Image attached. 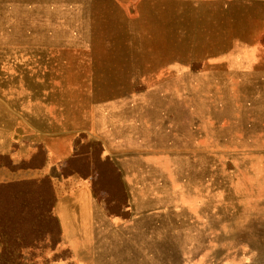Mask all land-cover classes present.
<instances>
[{
	"label": "rangeland",
	"instance_id": "obj_1",
	"mask_svg": "<svg viewBox=\"0 0 264 264\" xmlns=\"http://www.w3.org/2000/svg\"><path fill=\"white\" fill-rule=\"evenodd\" d=\"M192 7L0 0V138L66 124L84 184L62 224L42 156L0 155V264H264V53Z\"/></svg>",
	"mask_w": 264,
	"mask_h": 264
},
{
	"label": "crops",
	"instance_id": "obj_2",
	"mask_svg": "<svg viewBox=\"0 0 264 264\" xmlns=\"http://www.w3.org/2000/svg\"><path fill=\"white\" fill-rule=\"evenodd\" d=\"M192 12L199 13L202 18L228 19L225 30L228 34L224 39V59L230 60L239 57L238 61H232L240 69L249 67L253 61L264 53V44H260L261 36L257 30V23L264 22V0H191ZM197 4V9L195 7ZM206 31L209 33L211 23L206 21ZM234 46L239 53L231 52ZM2 65L0 63V71ZM1 75V74H0ZM35 117L36 120L24 121L14 131L16 139L0 138V155H8L16 163L24 158L42 156V166L28 170L32 176L48 178L58 193L56 213L64 224L63 212L68 208L76 209L78 198L84 192V184L77 174L65 175L67 164L77 156V146L72 133L61 125L49 121L43 117ZM43 121V122H42ZM42 122V124H39ZM103 150L101 149V155ZM66 177H69L67 180Z\"/></svg>",
	"mask_w": 264,
	"mask_h": 264
},
{
	"label": "trees",
	"instance_id": "obj_3",
	"mask_svg": "<svg viewBox=\"0 0 264 264\" xmlns=\"http://www.w3.org/2000/svg\"><path fill=\"white\" fill-rule=\"evenodd\" d=\"M19 183H22V185H25V184H27L28 182H19ZM40 183H41V184H42V183H46V179H43Z\"/></svg>",
	"mask_w": 264,
	"mask_h": 264
},
{
	"label": "bare ground",
	"instance_id": "obj_4",
	"mask_svg": "<svg viewBox=\"0 0 264 264\" xmlns=\"http://www.w3.org/2000/svg\"><path fill=\"white\" fill-rule=\"evenodd\" d=\"M69 5V4H68ZM13 9V8H12ZM79 13V12H78ZM125 87V86H124ZM117 91V90H116ZM122 91V90H121ZM188 168V167H187Z\"/></svg>",
	"mask_w": 264,
	"mask_h": 264
}]
</instances>
